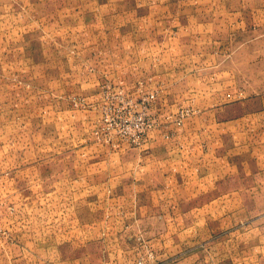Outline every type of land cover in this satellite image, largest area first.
<instances>
[{"label":"rangeland","instance_id":"rangeland-1","mask_svg":"<svg viewBox=\"0 0 264 264\" xmlns=\"http://www.w3.org/2000/svg\"><path fill=\"white\" fill-rule=\"evenodd\" d=\"M257 1L0 0V264H96L94 235L80 228L95 218L80 161L145 151L150 134L170 139L196 115L221 123L264 108ZM64 171L75 182L66 199ZM236 186L210 185L197 231L165 241L162 210L156 230L100 233L99 264L112 263L114 238L136 250L128 264H264V184H246L260 199L217 198ZM109 212L105 224L126 222Z\"/></svg>","mask_w":264,"mask_h":264},{"label":"crops","instance_id":"crops-1","mask_svg":"<svg viewBox=\"0 0 264 264\" xmlns=\"http://www.w3.org/2000/svg\"><path fill=\"white\" fill-rule=\"evenodd\" d=\"M256 5V18L264 23V0L257 1ZM197 118L200 123L196 125L190 123L170 127L174 132L170 139L163 135V131L166 132L164 129L150 134L145 151L119 149L109 160L101 150L97 153L100 159L93 156L94 160L79 162L77 175L82 181L79 184H91L93 191L89 195H93L91 204L94 211L90 213L95 216L94 222L81 224L80 228L94 235L95 252L92 255L96 264L100 263L104 249L103 242L99 241L100 233H118L125 229L127 223L135 226L128 231L156 230L157 223L152 221V217L159 211L163 210L166 216L162 220L165 241L168 233L200 229L199 217H210V185L213 188L220 183L237 185L219 191L222 194L217 196L219 199L262 198L258 195L248 196L246 184H264V123H261L262 126L258 123L253 130L242 125L247 126L243 120L251 118L264 121V108L233 121L212 122L211 134V124L203 121H208L209 116L196 115ZM198 140L206 144V151L201 149ZM68 166L70 162L64 163L63 169ZM61 176L63 198L66 199L75 182L72 183L71 172L64 171ZM257 191H251V194ZM199 199L208 202L199 204ZM178 200H187L188 203L174 208L171 202ZM108 210L111 217L125 216L126 222L118 225L112 218L111 226L105 224L102 216L107 215ZM189 219H192L191 222ZM110 244L107 249H110L108 255L112 263L128 264L135 260L137 253L130 249V245L116 238L111 239Z\"/></svg>","mask_w":264,"mask_h":264},{"label":"built area","instance_id":"built-area-1","mask_svg":"<svg viewBox=\"0 0 264 264\" xmlns=\"http://www.w3.org/2000/svg\"><path fill=\"white\" fill-rule=\"evenodd\" d=\"M152 96H154V95H152ZM144 117H145V116H144ZM144 119H145V118H144ZM144 119H143L142 116H140V117H138V118H135L134 121H133V124H134V125H133V128H134V129H140V128H141V124L144 122V121H143V122H141V121L144 120ZM142 129H143V127H142ZM142 129H141V130H142Z\"/></svg>","mask_w":264,"mask_h":264}]
</instances>
